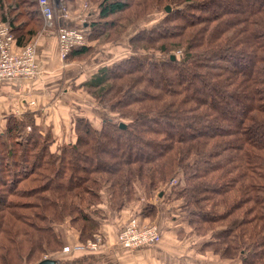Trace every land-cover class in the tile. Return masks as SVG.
Instances as JSON below:
<instances>
[{
	"label": "trees",
	"instance_id": "obj_1",
	"mask_svg": "<svg viewBox=\"0 0 264 264\" xmlns=\"http://www.w3.org/2000/svg\"><path fill=\"white\" fill-rule=\"evenodd\" d=\"M84 2L94 6L87 44L67 61L141 26L131 55L67 79H81L100 110L75 109L65 128L46 110L3 118L0 264L57 255L69 247L61 227L82 247L99 235L106 244L104 226L114 224L117 243L132 220L154 219L155 206L132 215L133 203L180 176L171 193L182 215L168 220L177 236L222 261L264 264V0ZM0 22L17 50L45 34L38 0H0Z\"/></svg>",
	"mask_w": 264,
	"mask_h": 264
},
{
	"label": "rangeland",
	"instance_id": "obj_2",
	"mask_svg": "<svg viewBox=\"0 0 264 264\" xmlns=\"http://www.w3.org/2000/svg\"><path fill=\"white\" fill-rule=\"evenodd\" d=\"M59 2H62V0H59ZM86 6L89 8V10L91 9L90 10V13H91V11L94 9V6H92L91 4L90 5L87 4V2H83L82 6H80V7L77 4L76 5H73V4L71 5L69 3L65 4V7H67L69 9L68 11L73 13V15H75V13L77 11L81 10L83 7L86 8ZM139 26H141V25L135 26L130 32L128 31V35L126 34L127 36L122 38L123 40L120 41V44H118L117 46L116 45L104 46L102 44L96 46L95 47L96 51L93 52L95 54L91 55L92 57H90L88 59H85L83 61H79L78 64L74 63L72 65L67 66L68 62H66V63L62 62L61 59L59 58L60 56H58V60L61 63V67L63 66V68H61L62 72L59 71L60 75H63V76L66 75L69 78L70 74H74L75 76L79 77L80 73H81L82 76H84V78H85L87 75H89V76L92 75L94 70H96L99 66L102 65L101 63L104 64L107 61L109 62L110 60H112V58L116 59V61H118L121 58L128 57L129 55H131L129 52V50H131V49L128 47L129 46V40L133 37V35L136 34L137 29H139ZM140 28H143V25ZM69 68H72V69L69 70ZM67 70H69V71H67ZM45 75L47 76V74H45ZM45 75H42L43 76L42 80H39L36 83H34V82L33 83L38 84L40 81L41 82L45 81L46 80L44 78ZM48 76L51 77L53 75H51V76L48 75ZM81 79H83V78L81 77ZM81 79H79V81H74L72 83L65 84V86L63 88L62 87L58 88V85L53 84L48 89L50 93L47 95L46 99H48L51 103L47 104L46 108H49V109L54 108L55 106L53 107L52 105H54L55 102H56L55 105H57L58 108H56L57 110H55V111L46 110V115L49 116L53 112H55L54 125L57 128L58 127L65 128V126L67 125V121H68L67 114L71 115L76 110H84L87 108L94 109V108L98 107V105L94 103V100L90 98V95L88 94V92L80 88V84H81L80 80ZM1 85H3V84H0V130H2L3 118L9 116L11 113L19 116L22 113H24L25 111H27V110L22 111L21 108L14 106L16 98L20 102L23 101L20 98H18L19 97V96H17L18 93H15L14 89H12L11 86L6 88V86L1 87ZM65 89H67V91L69 93L64 96L63 91H65ZM49 95H51V96L57 95V96H55L53 98V97H50ZM24 99L27 100L28 106H30L29 103L32 100L29 98L28 99L24 98ZM9 104H11V107L8 110L7 107H9ZM58 104L63 105L64 108H61V106ZM5 105L7 107H5ZM35 106H33V107H35ZM41 106H42V104H41ZM102 107L103 106L100 105L99 108H102ZM99 108H96L95 110H100ZM96 113L98 115V112H96ZM100 117L106 118V116L103 115L102 113L100 114ZM181 179H182V177L180 176V177H176L175 180L174 179L171 180L168 184L169 186H167L164 191L159 189L158 191H156V193L153 195V197L149 200H146L142 196L139 197L138 200L140 202L135 201L133 203V205L130 207V208H132L131 214L133 215L134 211L138 212L137 210H139L140 208H142L144 206H149V207L155 206L156 209H155L154 219L153 220L150 219V222H152L151 224L150 223H148V225L145 224L147 227H149L150 225H154V224L157 226V225H159L160 221L161 222H168V220L172 219V217L179 218V216L182 215V213L178 212V210H177V208L180 207V203L175 201L176 199L174 200L175 197H174V195L172 196L171 192L174 189H176L177 187H179V185L181 184ZM166 213H168V214L166 215ZM179 213H180V215H179ZM121 219H122V217H121ZM179 221H180V218H179ZM59 231H61V233L65 239L66 238L69 239V237H68L69 235L65 232L64 227L59 228ZM75 237L76 236L74 233V235L71 238H75ZM99 238L101 239L102 243L104 244L102 236L99 235L96 238H94L93 240L92 239L88 240L85 243V246L81 247V248H84L83 250H81V249L77 250V251H79L80 254L79 253H76V254H79V255L88 254L91 256L96 255L97 254L96 252H94L93 250H90V249H86V247H88V243L94 244L95 240L99 239ZM69 240H71V239H69ZM69 244H71V243H69ZM199 244L201 245V242ZM103 247H105V244ZM151 249H155V248H151ZM196 249L194 250V253L191 256V254L186 253L190 250V246H187L186 252H185L186 256L182 259L183 264H237L236 262L232 263V262L222 261L219 259L218 256H216L213 253L205 255L204 253H200L199 251L196 252ZM101 251L102 250H100V252ZM62 252H63V250L57 254L59 259L63 258V256H61ZM100 252H98V253H100ZM57 255L51 256V259ZM65 261H67V260H65ZM167 261H169V260H167Z\"/></svg>",
	"mask_w": 264,
	"mask_h": 264
},
{
	"label": "built area",
	"instance_id": "obj_3",
	"mask_svg": "<svg viewBox=\"0 0 264 264\" xmlns=\"http://www.w3.org/2000/svg\"><path fill=\"white\" fill-rule=\"evenodd\" d=\"M43 17V33L50 34L57 29L59 36L60 59L65 62L70 52L87 44V24H89L90 10L86 6L77 11L75 15L68 11L63 1L38 0ZM69 23V25H67ZM72 24V25H71ZM16 38L12 35L9 25L0 22V83L30 80L36 83L43 79L42 64L37 60L38 40L22 50L16 49ZM180 53V52H179ZM34 105V104H33ZM174 186V185H173ZM160 230L155 224L147 227H138L137 221L129 223L126 230L119 234L117 243L124 248L139 251L144 248H155L160 243ZM101 239H96L94 244L88 243L86 249L98 253L103 249ZM84 249V248H82ZM85 249V250H86ZM76 248H64L61 256L71 257ZM44 258H47L45 256ZM51 259V257H50ZM58 255L52 260L57 261Z\"/></svg>",
	"mask_w": 264,
	"mask_h": 264
},
{
	"label": "crops",
	"instance_id": "obj_4",
	"mask_svg": "<svg viewBox=\"0 0 264 264\" xmlns=\"http://www.w3.org/2000/svg\"><path fill=\"white\" fill-rule=\"evenodd\" d=\"M84 0H77L76 4L82 6V3ZM72 5V4H71ZM79 9V8H78ZM69 25V23L67 24ZM72 25V24H71ZM46 34V33H45ZM43 35L40 39H38V46L37 49L40 50L42 58L40 60V63L42 64V69L44 71V78L46 79L43 82H39L38 84H34L33 82L29 80H24L23 82L20 81H10V82H5V83H0L3 84L1 87L6 86L7 87H12L14 89L15 93H18L17 96L23 101H19L17 98L15 99V104L14 106L19 107L22 109V111L25 110H57L56 108L57 105L56 102L54 105H52L54 108L49 109L46 108L47 104L51 103L47 98V95L50 93L49 92V87H51L53 84L58 85V88H63L67 80V76L60 75L59 71L62 72L63 66L61 67V63L58 60V53H59V36H57V29L54 30V32H51L50 34ZM68 62V65L72 64H78V62L75 61H67L65 60V63ZM64 64V63H63ZM66 66V67H67ZM73 68V67H72ZM72 68H69L72 69ZM67 70V71H69ZM48 75H53L49 77ZM80 76L82 74L80 73ZM89 75L85 77L88 78ZM91 77V75H90ZM61 81V82H60ZM54 82V83H53ZM60 82V83H59ZM68 87V86H67ZM81 90V89H80ZM79 90V91H80ZM69 92L67 89L63 91V95L65 96ZM50 97H55L51 96ZM24 98H29L32 101L29 103L30 106H28L27 100ZM34 104V105H33ZM42 104V106H41ZM37 107H36V106ZM61 106V108H64L63 105L58 104ZM35 106V107H33ZM39 106V107H38ZM5 107H7L5 105ZM11 104H9L8 110L10 109ZM33 107V108H32ZM66 142V139L62 140L61 143ZM178 209V208H177ZM168 213H166L167 215ZM160 227L163 229V241L161 244H159L155 249H141L139 251H134V250H125L122 249L119 245V243H116V237L118 234L119 229H117V226L114 224H107L104 226L105 229V234L107 238H105V247H103L102 251L100 253H97L94 256L91 255H79L75 254L73 256L72 262H64L63 264H74L75 262H79V264H183V258L186 256V248L187 246H190V250L186 253L191 254V256L194 253V250L197 248L193 246L194 244L192 242H187L188 239L183 237V239H180L176 232L174 230L175 227L177 228V224L175 222H159ZM69 239H64L65 243L69 246V248L75 247L77 253L79 251L77 250H83L79 246H75V238H71L72 236H68ZM71 243V244H69ZM74 245V246H72ZM81 252V251H80ZM198 252V250L196 251ZM72 254V255H73ZM48 259L50 257L47 256ZM46 259V258H44ZM169 260V261H167ZM173 260V261H172Z\"/></svg>",
	"mask_w": 264,
	"mask_h": 264
},
{
	"label": "water",
	"instance_id": "obj_5",
	"mask_svg": "<svg viewBox=\"0 0 264 264\" xmlns=\"http://www.w3.org/2000/svg\"><path fill=\"white\" fill-rule=\"evenodd\" d=\"M167 11L168 12H170L171 11V9H170V7H167ZM172 59L175 61L176 59L174 58V57H172ZM120 129H125V126H124V124L122 125V126H120ZM39 264H58L56 261H54V260H52V259H48V258H46V259H44V261H42L41 263H39Z\"/></svg>",
	"mask_w": 264,
	"mask_h": 264
}]
</instances>
